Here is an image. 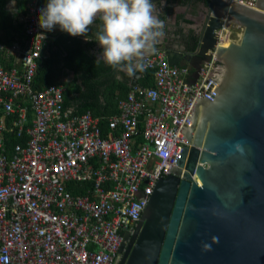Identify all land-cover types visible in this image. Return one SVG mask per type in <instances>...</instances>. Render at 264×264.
<instances>
[{"label": "built area", "instance_id": "obj_1", "mask_svg": "<svg viewBox=\"0 0 264 264\" xmlns=\"http://www.w3.org/2000/svg\"><path fill=\"white\" fill-rule=\"evenodd\" d=\"M45 1H27L23 45L0 43V60L15 56L9 68L0 63V264H118L157 181L190 147L178 132L195 98L215 96L205 78L218 41L237 43L242 27L220 20L195 78L162 51L146 56L152 85H129L114 113L99 117L64 106L60 84L32 87L55 29L38 25ZM10 132L17 142L8 149Z\"/></svg>", "mask_w": 264, "mask_h": 264}, {"label": "water", "instance_id": "obj_2", "mask_svg": "<svg viewBox=\"0 0 264 264\" xmlns=\"http://www.w3.org/2000/svg\"><path fill=\"white\" fill-rule=\"evenodd\" d=\"M253 1L153 0L164 18L156 51L169 65H189L193 78L220 20L242 33L237 43L218 41L205 78L215 96L195 98L178 132L190 147L157 181L118 264H264V0ZM180 3L205 14L189 50L175 46L165 22Z\"/></svg>", "mask_w": 264, "mask_h": 264}, {"label": "clouds", "instance_id": "obj_3", "mask_svg": "<svg viewBox=\"0 0 264 264\" xmlns=\"http://www.w3.org/2000/svg\"><path fill=\"white\" fill-rule=\"evenodd\" d=\"M97 20L95 41L102 51L96 63L103 61L128 77L145 71V57L156 51L164 36V21L153 0H47L38 15L41 29L58 26L86 41L91 40L88 33Z\"/></svg>", "mask_w": 264, "mask_h": 264}, {"label": "crops", "instance_id": "obj_4", "mask_svg": "<svg viewBox=\"0 0 264 264\" xmlns=\"http://www.w3.org/2000/svg\"><path fill=\"white\" fill-rule=\"evenodd\" d=\"M47 0L44 2L43 7L46 6ZM190 7L180 3L170 9V15L165 17V22L171 25L174 33L175 46L181 49L189 50L190 40L187 33L195 31L196 25L193 24V15L189 10ZM3 10L11 19L10 24L12 28H0V41L13 40L18 38V32L22 30L20 23L21 16L24 13L25 7L17 3L15 0L6 1L3 5ZM160 16L161 20L164 18ZM3 16L0 15V26H6V21H2ZM100 21L97 20L90 28L88 39L85 40L83 36L72 37L67 33L62 32L58 26L52 33L48 34L42 50L43 77L44 80L60 84L64 88L63 102L66 107L71 108L74 112L80 113L84 106L90 107V112L99 117H106L114 113L115 102L117 99L122 98L130 85L131 81L142 84V79L139 75L135 74L133 77H128L123 71L111 69L112 78L110 87L108 89L107 83H98L97 91L93 95L85 89L81 82V76L77 75L73 68L65 65V57L69 50L79 48L87 53L94 62L97 61L102 49L95 41L97 27ZM8 33V36L4 37ZM25 49V48H24ZM15 59V56L12 57ZM11 58V59H12ZM8 59H6L7 61ZM98 63H103L100 61ZM96 79H99L97 77ZM95 79V80H96ZM139 84V85H140Z\"/></svg>", "mask_w": 264, "mask_h": 264}, {"label": "trees", "instance_id": "obj_5", "mask_svg": "<svg viewBox=\"0 0 264 264\" xmlns=\"http://www.w3.org/2000/svg\"><path fill=\"white\" fill-rule=\"evenodd\" d=\"M15 1L21 4V6L25 7L28 0H15ZM5 2L6 0H0V15L3 16L2 21L5 20L7 25L0 26V28H12V25L10 24L11 19L9 18L7 13L3 10V5ZM24 13L22 12V14ZM17 32L19 33L18 34L19 36L17 39H13V40L9 39L6 41H0V43H2L5 47H10L14 41H17L21 45H23V42L26 41V38L24 37L22 30L17 31ZM65 60H66L65 65L70 68H73L76 71L77 75L81 76V82H82L83 87L87 89L88 91H90L91 95L92 94L94 95L96 93L97 91L96 87L98 86V83H101V82L109 84L107 88L109 90L112 89V88H109L111 86L110 81L112 78V71H111L112 68L111 67L105 65L104 63L94 62V60L87 53H85L84 51L80 50L77 47L67 52ZM0 63L4 68H9L13 65V59L10 58L7 61L1 59ZM43 67H44L43 61L40 60L38 62L36 73L33 77L32 87L34 90H38L41 87H45L50 84H53V83H50L44 80V77L42 74V72H44ZM136 74L139 75L142 79V84L139 83L141 86H151L152 85V78H151L150 71L138 72ZM97 77H99V79H96ZM89 108L90 107L84 106L83 109L79 112L80 113L84 111L90 112ZM91 115L96 116V114L94 113L93 114L91 113ZM100 126L102 128L104 127L102 124ZM4 141H5L4 144L8 149L17 142L13 132L4 134Z\"/></svg>", "mask_w": 264, "mask_h": 264}, {"label": "flooded vegetation", "instance_id": "obj_6", "mask_svg": "<svg viewBox=\"0 0 264 264\" xmlns=\"http://www.w3.org/2000/svg\"><path fill=\"white\" fill-rule=\"evenodd\" d=\"M189 10H190V12L192 13V9H191V7L189 8ZM192 15H193V18H194V20H195V22H194V24L195 23H201V22H203V20L205 19V14H204V12H201L200 14H193L192 13ZM187 35L189 36V40L191 41V39H192V36H193V32L191 33V32H189V33H187ZM137 234H138V231L137 230H134V232H133V234H132V236L130 237V239L131 238H133V237H135V236H137ZM127 245V244H126ZM126 247V246H125ZM125 247L123 248V249H125ZM124 252V251H123ZM123 254V253H122ZM122 254H121V256H122Z\"/></svg>", "mask_w": 264, "mask_h": 264}, {"label": "rangeland", "instance_id": "obj_7", "mask_svg": "<svg viewBox=\"0 0 264 264\" xmlns=\"http://www.w3.org/2000/svg\"><path fill=\"white\" fill-rule=\"evenodd\" d=\"M8 36V33H6V35H4V37Z\"/></svg>", "mask_w": 264, "mask_h": 264}]
</instances>
